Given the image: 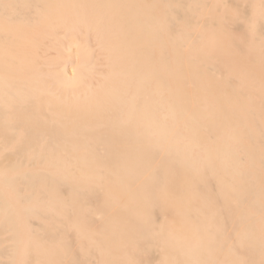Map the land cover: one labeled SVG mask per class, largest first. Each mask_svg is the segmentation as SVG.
<instances>
[{
    "label": "bare ground",
    "instance_id": "bare-ground-1",
    "mask_svg": "<svg viewBox=\"0 0 264 264\" xmlns=\"http://www.w3.org/2000/svg\"><path fill=\"white\" fill-rule=\"evenodd\" d=\"M0 264H264V0H0Z\"/></svg>",
    "mask_w": 264,
    "mask_h": 264
}]
</instances>
